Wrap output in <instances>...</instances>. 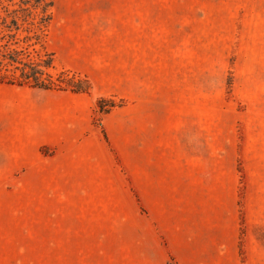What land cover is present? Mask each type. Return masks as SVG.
I'll return each instance as SVG.
<instances>
[{
	"label": "rangeland",
	"instance_id": "374dc122",
	"mask_svg": "<svg viewBox=\"0 0 264 264\" xmlns=\"http://www.w3.org/2000/svg\"><path fill=\"white\" fill-rule=\"evenodd\" d=\"M0 264H264V0H0Z\"/></svg>",
	"mask_w": 264,
	"mask_h": 264
},
{
	"label": "trees",
	"instance_id": "16d2710c",
	"mask_svg": "<svg viewBox=\"0 0 264 264\" xmlns=\"http://www.w3.org/2000/svg\"><path fill=\"white\" fill-rule=\"evenodd\" d=\"M47 66V68H49L51 66L50 63H45ZM37 74L40 72V71H37ZM25 76V79L26 80H30V77H26L27 75L23 74ZM61 84H64V85H70L71 84V91L74 92V93H78V92H83L85 91L86 88H81L80 86L83 85L82 83H79V82H74L72 80H69V81H60ZM34 87L36 88H39V89H44V90H51V89H54L55 87V84L50 81L49 83H45V81H41L40 79H34V82L32 84ZM60 88V87H59ZM102 102V101H101ZM101 102H100V107H101ZM113 106V105H112Z\"/></svg>",
	"mask_w": 264,
	"mask_h": 264
}]
</instances>
